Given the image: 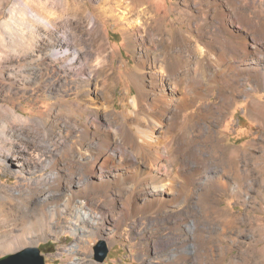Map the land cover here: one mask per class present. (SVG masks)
<instances>
[{
    "label": "rangeland",
    "instance_id": "rangeland-1",
    "mask_svg": "<svg viewBox=\"0 0 264 264\" xmlns=\"http://www.w3.org/2000/svg\"><path fill=\"white\" fill-rule=\"evenodd\" d=\"M23 1L0 0V34L3 35L0 52L6 55L20 54L25 47L23 37L29 31V22ZM87 1L83 12L86 31L90 32L87 26L91 16L104 38L106 52H112L110 62L116 76L112 103L114 110L119 112L123 92L129 91L127 96L130 98L134 91L129 73L134 67L135 57L119 19L105 18L97 12V6L104 5L101 0ZM142 2L149 13H156L155 21L165 24L166 33L174 39L180 37L182 31L185 37L197 39L203 51L208 43L214 50L208 57L215 80L210 82L212 87L209 86L206 95L198 98L179 117L177 136L180 148L186 155L192 153L197 163L191 165L190 173L189 169L183 171L178 182L179 186L182 184L179 193L165 194L162 204L156 209L140 206V197L138 206L127 205L123 193L131 192L136 187L135 183L128 180L124 189L121 184L110 181L112 177L109 174L103 180L92 178V185L86 192L77 196L70 205H65L66 194L70 188L73 189L67 187L71 175L68 164L79 159L81 153L88 156L86 147H81L79 141L81 124L89 110L86 109L83 116L56 113L54 104L59 98H75L69 89L74 84L69 83L68 91H61L56 97L51 93L45 84L50 81L52 72L61 75L64 68L61 63H52L42 49L35 53L37 55L28 65L34 70L41 65L46 70V76L32 86L34 96L32 91L18 92L21 85L17 78L13 85L19 94L10 99L7 97L6 102L0 100V104H8L14 99L10 106L25 115L48 117L49 127L50 121L54 124L53 130L49 131L47 140L40 132L38 139L44 144L47 155L57 158V163L52 168L38 164L11 174L1 167L3 163L0 162V256L38 246L45 264H264V44L258 46L263 51L259 60H251V56L246 57L235 50L238 39L244 35H249L248 39L252 36L258 40L264 38V0ZM31 7L39 12L47 10L50 16V0H31ZM40 33L41 39L43 32ZM220 41L225 43L226 51L218 55L220 51L216 46ZM234 58L246 60L239 63ZM9 63L0 61V81L8 82L3 66L19 68L16 62ZM102 113V122L112 118L108 112ZM186 116H190L191 125L184 126ZM65 144L73 149L63 152ZM29 148V145L24 149L20 146L16 151L26 156ZM231 149L240 151L234 159L228 156ZM17 160L10 155L6 158V165L13 169L17 167ZM73 165L77 172L86 175V166L78 167L76 162ZM191 174L194 179L187 178ZM219 178L226 181L225 186L210 181ZM59 181L63 186H58ZM103 181L105 185L101 184ZM6 187L22 196L11 198L3 189ZM29 188L34 191L32 195L25 196ZM55 191L60 192L61 197L46 198L48 206L51 209L57 202L60 207H65L54 214L56 222L51 224L45 235L30 233L21 240L19 225H16L14 233L8 237L9 228L3 222L7 215L11 217L32 207L38 210L42 201L45 202V195ZM80 205L88 214L81 223L74 222ZM7 239L9 244L4 243ZM100 241L108 247L101 262L94 258V245Z\"/></svg>",
    "mask_w": 264,
    "mask_h": 264
},
{
    "label": "bare ground",
    "instance_id": "bare-ground-1",
    "mask_svg": "<svg viewBox=\"0 0 264 264\" xmlns=\"http://www.w3.org/2000/svg\"><path fill=\"white\" fill-rule=\"evenodd\" d=\"M101 1L104 5L95 7L97 12L105 18L119 19L135 57L134 67L129 73L134 91L130 98L127 96L129 91L123 92L122 109L119 112L114 110L112 103V91L116 85L115 71L110 62L112 52H106L104 38L96 29V21L91 16L87 26L90 32L86 31L83 12L87 0H50V16L47 10V12L33 10L31 0L23 1L29 31L24 34L25 47L20 54L6 55L0 52V61L16 62L19 67L11 69L10 66H3L8 82L0 81V100L5 101L7 97L9 99L11 96L15 97L20 91L31 92L33 84L46 76V70L40 67L41 65L35 70L28 66L32 63V58L37 55L35 53L44 49L43 54L50 56L52 63H61L64 68L61 75L59 72H52L50 81L45 84L51 89V93L56 97L59 92L68 91L69 83L74 84L69 89L75 98L71 100L59 98L54 104L56 113L67 116L74 113L83 116L84 111L89 110L81 124L79 141L81 147H86L88 156L85 157L81 153V157L74 160L78 167L86 166L87 172L86 175L77 172L72 161L68 164L71 175L68 177L70 179L67 187L73 189L70 188L66 194L65 205H70L77 196L83 195L87 187L92 185L90 183L92 178L103 180L102 178L109 174L112 177L110 181L121 184L124 189L130 180L135 183L136 187L131 192L123 193L125 202L128 201L127 205L138 206L140 197V206L156 209L162 204V197L165 194L180 190L182 184L179 186V181L183 171L189 169L190 173L191 165L198 161L192 153L186 155L180 148L181 142L177 136L179 117L185 109L191 108L198 98L204 97L211 86L210 82L214 77L210 71L211 62L208 57L209 52L214 50L212 45L206 42L203 51L197 39L185 37L182 31L181 36L174 39L166 33L165 24L155 21L156 13H149L148 7L142 4L144 3L142 0ZM122 6L124 10H120ZM40 32H43L41 39ZM248 36L244 35L238 39L235 50L241 51L246 57L251 56V60H259L263 57V51L261 52L258 46L260 43L264 44L262 40L264 38L258 40L252 36L250 40ZM2 38L3 35L0 34L1 41ZM224 44L223 41L217 44L216 48L220 51L218 55L225 50ZM37 57L40 58L41 55L38 54ZM244 59L233 60L242 63L246 60ZM261 73L263 74L260 71ZM17 78L21 85V88L17 89L18 92L13 85ZM32 96H34L33 91ZM13 102L14 99H11L8 104H0V162L3 163L1 167L11 174H16V170L31 169L33 165L38 166V164L42 167H54L57 158L51 154L47 155L44 144L38 137L40 132L47 140L54 124L50 121L49 127L46 116L25 115L19 109L10 106ZM102 111L111 114L112 118L102 122L101 118L104 114ZM191 123L190 116H186L184 126ZM26 145L31 148L26 156H22L16 148L21 146L24 149ZM71 149L73 148L69 144L62 146L63 152ZM238 154H240L238 149H231L228 156L234 159ZM10 155L18 159L17 167L13 169L6 165V158ZM57 177L61 178L58 172ZM190 177L192 174L187 178ZM222 178L210 181L212 184L225 186L226 181ZM103 182L101 184L105 185L106 182ZM61 183L59 181L58 186ZM3 189L11 198L22 196L12 192L10 187ZM33 191V188H29L25 196L32 195ZM54 194L58 195L54 196ZM59 194L58 191L48 192L43 199L45 202L42 201L38 210H33L32 207L29 211H20L18 214H12L11 217L7 215L3 222L9 228L8 237L14 233L16 225H19L21 240L26 239L30 233L45 235L51 224L56 222L54 214L65 207H60L55 201L54 207L50 209L46 198L50 199L51 196L53 199H58L61 197ZM82 208L80 205L74 222L81 223L88 218V214L82 211ZM9 241L7 239L4 243L9 244Z\"/></svg>",
    "mask_w": 264,
    "mask_h": 264
},
{
    "label": "water",
    "instance_id": "water-1",
    "mask_svg": "<svg viewBox=\"0 0 264 264\" xmlns=\"http://www.w3.org/2000/svg\"><path fill=\"white\" fill-rule=\"evenodd\" d=\"M108 252V247L100 241L94 245V258L103 261ZM0 264H45L44 255L38 246L25 247L22 250L0 256Z\"/></svg>",
    "mask_w": 264,
    "mask_h": 264
}]
</instances>
